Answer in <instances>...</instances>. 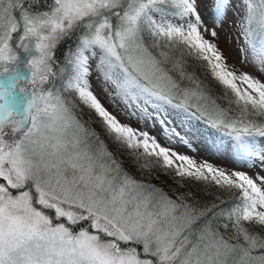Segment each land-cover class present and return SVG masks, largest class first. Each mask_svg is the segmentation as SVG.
I'll list each match as a JSON object with an SVG mask.
<instances>
[{
  "label": "snow or ice",
  "instance_id": "obj_1",
  "mask_svg": "<svg viewBox=\"0 0 264 264\" xmlns=\"http://www.w3.org/2000/svg\"><path fill=\"white\" fill-rule=\"evenodd\" d=\"M218 29L264 76V0H0V264H264V80Z\"/></svg>",
  "mask_w": 264,
  "mask_h": 264
},
{
  "label": "rangeland",
  "instance_id": "obj_2",
  "mask_svg": "<svg viewBox=\"0 0 264 264\" xmlns=\"http://www.w3.org/2000/svg\"><path fill=\"white\" fill-rule=\"evenodd\" d=\"M205 21L210 23L209 16L204 17ZM229 19H232L231 13H229ZM227 27V24L225 25ZM220 32L221 39L218 42L221 49L225 51V55L228 56V63L229 65H236L240 70L249 72L253 76H260V73H258L253 66H245L240 64V57L239 52L236 49L235 41H233V44L231 46L227 45L224 41V29H218ZM262 80H264V76H260ZM96 81H93L94 90L96 91L97 95L100 97V99L104 102L105 106L109 108L110 111H112L111 105L108 103L107 98L104 97L102 93H100L99 88L96 86ZM122 119V118H121ZM187 125L185 127H180L179 122L177 121V129L181 133H184L188 135L190 138L193 139L195 143V147L199 150L198 155H196V159L199 161L207 160L212 162L216 165H223L229 169L237 167L236 164L232 162V159L228 155L215 153L214 151L210 150L208 147V144L206 143L207 139V133L204 131L202 126H193L191 130H187ZM163 143V141H161ZM178 151L185 152V149L178 148ZM188 155H193V153L188 152ZM240 170V169H238ZM245 171H248V169H242ZM252 174V173H250ZM264 175V173H262ZM162 180H168V177L161 176L159 180H153V183L160 184ZM172 182L168 180V184H171ZM173 187L175 185H172ZM165 189L167 190L168 185H164Z\"/></svg>",
  "mask_w": 264,
  "mask_h": 264
},
{
  "label": "trees",
  "instance_id": "obj_3",
  "mask_svg": "<svg viewBox=\"0 0 264 264\" xmlns=\"http://www.w3.org/2000/svg\"><path fill=\"white\" fill-rule=\"evenodd\" d=\"M63 52V47H61V49L58 52V55L61 54Z\"/></svg>",
  "mask_w": 264,
  "mask_h": 264
}]
</instances>
